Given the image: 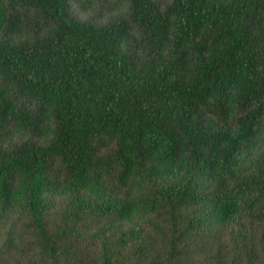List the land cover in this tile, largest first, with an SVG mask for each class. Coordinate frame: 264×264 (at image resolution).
Returning a JSON list of instances; mask_svg holds the SVG:
<instances>
[{
  "label": "trees",
  "instance_id": "obj_1",
  "mask_svg": "<svg viewBox=\"0 0 264 264\" xmlns=\"http://www.w3.org/2000/svg\"><path fill=\"white\" fill-rule=\"evenodd\" d=\"M0 264H264V0H0Z\"/></svg>",
  "mask_w": 264,
  "mask_h": 264
}]
</instances>
